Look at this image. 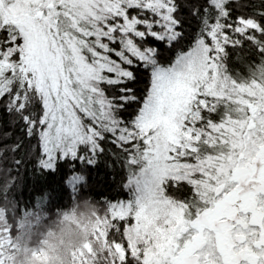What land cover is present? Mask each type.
Returning <instances> with one entry per match:
<instances>
[{
  "label": "snow or ice",
  "instance_id": "1",
  "mask_svg": "<svg viewBox=\"0 0 264 264\" xmlns=\"http://www.w3.org/2000/svg\"><path fill=\"white\" fill-rule=\"evenodd\" d=\"M257 15L233 22L229 0H0V115L23 134L0 132V173L63 165L76 193L107 152L127 190L101 203L112 264H264V69L236 81L219 59L239 35L264 57Z\"/></svg>",
  "mask_w": 264,
  "mask_h": 264
},
{
  "label": "clouds",
  "instance_id": "2",
  "mask_svg": "<svg viewBox=\"0 0 264 264\" xmlns=\"http://www.w3.org/2000/svg\"><path fill=\"white\" fill-rule=\"evenodd\" d=\"M261 69L264 57L252 76ZM21 191L16 176L0 173V220L11 224L12 241L4 247L3 264H112L110 241L99 234L107 230L100 223L104 209L93 196L76 195L63 206L49 208L42 194L26 203Z\"/></svg>",
  "mask_w": 264,
  "mask_h": 264
},
{
  "label": "trees",
  "instance_id": "3",
  "mask_svg": "<svg viewBox=\"0 0 264 264\" xmlns=\"http://www.w3.org/2000/svg\"><path fill=\"white\" fill-rule=\"evenodd\" d=\"M229 6L231 10L230 19L233 22L238 17H251L259 20L260 17L257 13L264 11V0H229ZM181 14L187 15V10L183 9ZM229 34H231L230 30ZM236 38L240 41L238 44L226 43L223 46L224 51L219 58L222 72L236 81H247L252 76L255 65L260 62L262 54L255 42L247 36L239 35ZM225 107L224 103L219 102L216 104L215 111H205L204 115L208 119L218 122L225 111ZM18 129L19 125L15 128H8L7 117L0 115V132L11 131L14 140L17 136L23 135ZM10 142L9 140L0 139V149ZM105 147L113 146L105 145ZM110 159L111 157L105 152L101 162L95 168L89 170L88 183H85L76 193H73L70 188L65 187L60 182V177L65 171L63 165L60 166V171L55 176L50 175L47 178L41 174L37 179V176L31 171L30 164L13 171L12 175L16 176L18 181L22 183V191L19 195L26 203H31L36 194H42L49 208L63 206L74 195L80 194H90L100 204L104 198L127 199V190L120 187L121 182L126 178V173L118 165L114 169H108L106 163ZM8 166L5 159L0 157V169Z\"/></svg>",
  "mask_w": 264,
  "mask_h": 264
}]
</instances>
